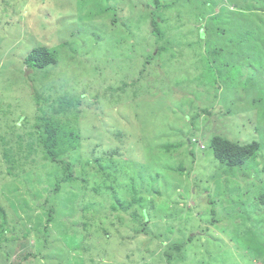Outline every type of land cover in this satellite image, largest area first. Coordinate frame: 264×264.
Here are the masks:
<instances>
[{
	"label": "rangeland",
	"instance_id": "obj_1",
	"mask_svg": "<svg viewBox=\"0 0 264 264\" xmlns=\"http://www.w3.org/2000/svg\"><path fill=\"white\" fill-rule=\"evenodd\" d=\"M199 1L161 12L164 36L156 38L152 0H0V264H264L256 201L264 192V0H219L256 19L252 33L235 32L247 37L241 45L227 43L223 27L222 43L211 42L214 22L199 20ZM42 45L57 61L30 71L23 60ZM35 93L47 102L35 104ZM64 96L79 101L59 118L74 123L80 146L70 159L79 179L62 196H72L74 209L90 205L107 235L78 233L86 221L71 214L45 229V208L63 205L48 193L63 172L42 167L26 132ZM214 136L259 143L256 162L220 165ZM130 164L133 188L159 193L150 195L156 207L143 232L131 209L110 210L130 203ZM106 214L121 223L110 226ZM19 242L25 260L16 257ZM178 242L186 245L169 263L162 252Z\"/></svg>",
	"mask_w": 264,
	"mask_h": 264
},
{
	"label": "trees",
	"instance_id": "obj_2",
	"mask_svg": "<svg viewBox=\"0 0 264 264\" xmlns=\"http://www.w3.org/2000/svg\"><path fill=\"white\" fill-rule=\"evenodd\" d=\"M179 0H174L169 2H165L162 0H152V4H147L146 7L150 10V13L153 14V12L157 13V16H153L150 20V28H151V35L156 36V38H162L164 34L160 31V21L158 22L157 19H161L162 13L167 10L178 8L179 5L177 3ZM228 2V0H226ZM184 5V2H183ZM233 4H226L224 2H219V0H202L198 2L199 10V20H212L214 22L212 24L213 27V36H212V43L218 44L222 43V39L218 40L220 36H223V30L220 29H226L227 31H231L232 35L227 34L229 36V39H227V43H230L232 45H241V44H248L247 37L244 36L242 39H238V34L235 32L239 31H247L248 34L253 32L256 27V22H252V19L246 17V14L242 12L241 15L237 13V15H234L233 10L235 7H233ZM232 8V9H231ZM217 10V13L215 11ZM247 34V35H248ZM263 35L264 37V31L259 32L257 34ZM166 38V36H165ZM218 38V39H217ZM264 40V39H263ZM226 43V42H224ZM219 49H223V47H219ZM56 52L54 50H49L45 46H37L33 48L25 57L23 60V64L25 68L29 69L30 71H36L44 69L50 65H53L57 61ZM152 58V54L147 55L146 63L149 62V60ZM76 98H67V97H59L56 100H53V102L58 103V107L54 108L52 107V110L50 111V116H47V113L41 112V116H38L36 118L37 122L34 124V129L32 131H27L26 135L30 136L31 139L35 140L37 147H40L41 152L43 153L42 161L45 163L42 165V167H45L47 165H50L54 169L50 172V174H54L61 169L63 172V176L57 177L56 175L53 177V187L50 192H48L50 195L53 196L54 199L58 200V198L62 197V203L63 205L56 204L55 201H53V205L49 206L48 208H45V229L49 228L52 224L58 225V218L62 219L65 215L71 214L79 217H83L85 219V223L80 224L75 227L78 233H81L83 230L90 231L92 229H99L103 235H107L108 231L106 230V227L101 223L100 217L99 220H95L97 216L91 217L89 214L92 213L90 211V205H87L83 208L74 209L72 196L68 197L67 195L62 196L63 189L67 187L68 189H71L72 183L78 181L79 176H75V169L78 170L77 165H73L72 161L70 159H73L71 156L73 153L77 152L80 146L79 136L76 127L74 126V123L70 120H65L59 118V115L63 113L64 111H67V109L72 108L73 105L77 104L79 105V101L75 100ZM35 104H39L40 101L43 99L38 93H35ZM44 102H47V100H43ZM76 106V105H75ZM15 126V124L13 125ZM74 128V130L72 129ZM6 141V139H4ZM3 141V140H2ZM190 141V140H189ZM196 142V141H195ZM5 145V144H4ZM17 145H20L19 143ZM200 149H203L204 146L200 145ZM202 146V147H201ZM210 148L212 149L213 156L215 160L222 166H225L227 168H238V167H244L246 165H252L256 162L255 158L257 155V152L259 151L260 144L257 142H252L247 145H239L238 143L230 142L224 138H221L219 136H214L209 143ZM28 147V146H27ZM168 148V147H167ZM166 148V150H167ZM9 151V149H7ZM7 150L2 151V156L5 159L6 163H9V155ZM115 153L111 154V156H108V159H111ZM64 158H67V161L63 160ZM11 165L10 168L11 169ZM134 165H128L126 166V170L132 171V174L129 175L128 178V189L130 192V203L127 207H125L127 204L121 205H111L110 210H116L117 208L121 207L123 210H130V220L135 222L136 226L142 227V230H139L143 232V228L148 225L147 220H149L150 213L153 209H155L156 205L153 204V201L150 200L151 193L159 194L157 191L152 190L150 188L149 191L145 193L143 192V187L139 191H136L134 187V181L136 176V170L133 168ZM59 168V169H58ZM56 170V172H54ZM142 182L145 180L144 177L140 175L138 178ZM1 185V183H0ZM130 187V188H129ZM146 194V195H145ZM50 198H47L45 203H49ZM256 201L258 202V205L261 206V208H264V192L261 193L256 198ZM89 202V201H87ZM89 202L88 204H90ZM60 207L63 208V210H58ZM143 213H145V216H143ZM100 216V215H98ZM108 220V223L110 226L118 223H121V220L116 217V222L112 220V217L110 215H105ZM111 218V219H110ZM65 222L69 223V220L65 218ZM146 220V222H144ZM88 221V222H87ZM111 223V224H110ZM66 224L62 226L61 234L66 231L65 230ZM137 228V227H136ZM34 231V228H32ZM53 229V228H51ZM191 238H187V241H190ZM30 240L26 241V244H28ZM22 242H19L16 247V254L18 253V256L16 257L19 260H25L27 257H29L28 253L23 252ZM186 243H172L169 246H167L163 252L162 255L166 258L167 262H171V260L182 253L183 246H185ZM16 258V259H17ZM14 258V262L16 260ZM18 264V263H15Z\"/></svg>",
	"mask_w": 264,
	"mask_h": 264
},
{
	"label": "built area",
	"instance_id": "obj_3",
	"mask_svg": "<svg viewBox=\"0 0 264 264\" xmlns=\"http://www.w3.org/2000/svg\"><path fill=\"white\" fill-rule=\"evenodd\" d=\"M202 147V146H201Z\"/></svg>",
	"mask_w": 264,
	"mask_h": 264
}]
</instances>
